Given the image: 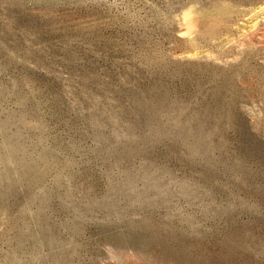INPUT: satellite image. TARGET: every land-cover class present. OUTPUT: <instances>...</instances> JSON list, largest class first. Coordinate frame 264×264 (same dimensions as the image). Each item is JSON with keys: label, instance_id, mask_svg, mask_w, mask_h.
<instances>
[{"label": "rangeland", "instance_id": "374dc122", "mask_svg": "<svg viewBox=\"0 0 264 264\" xmlns=\"http://www.w3.org/2000/svg\"><path fill=\"white\" fill-rule=\"evenodd\" d=\"M0 264H264V0H0Z\"/></svg>", "mask_w": 264, "mask_h": 264}]
</instances>
